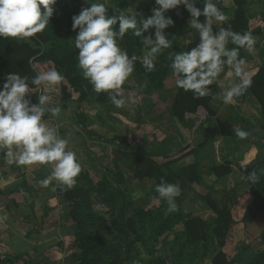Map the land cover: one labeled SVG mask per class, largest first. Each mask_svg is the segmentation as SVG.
I'll return each instance as SVG.
<instances>
[{"label":"trees","instance_id":"trees-1","mask_svg":"<svg viewBox=\"0 0 264 264\" xmlns=\"http://www.w3.org/2000/svg\"><path fill=\"white\" fill-rule=\"evenodd\" d=\"M64 1L75 3L79 0ZM142 1L146 3L149 0ZM216 1L219 4L218 8L228 16L227 24L231 25L233 31L239 33L248 31L255 37L263 35L259 28L251 27L247 14V0ZM94 2V0H88L85 8H89ZM121 3L125 11L128 8L127 0H122ZM52 7L53 16L43 32L22 40L0 37V73L5 76L9 73H19L21 76L28 77L30 91L26 98L32 104H38L43 86L31 85V79L37 73L55 67L65 79L58 85L43 89L45 94L50 96L48 107L66 109L75 103L77 105L74 115L76 124L85 131L87 138L102 139L98 133L104 126L103 120L97 117L99 123L96 125L81 112L80 106L88 98L102 106L112 105V103L108 100V93H96L93 90L92 85L83 78L82 70L78 67L75 36L79 30L73 31L72 18L79 14L73 13L72 10L63 12L56 3ZM108 14L118 15L119 12L108 9ZM166 15L174 21V26L169 27L173 46L157 56L154 71L148 72L141 63L137 62L132 74L136 84L144 90L149 101L145 108L138 110L136 126H150L162 136L176 140L178 134L173 119L179 124H188L194 117L200 120L215 118L217 126L204 129V142L192 151V154L198 156L197 154L206 147H211L217 136L234 139L236 135L232 132L230 119L220 120L209 105L217 94L214 83L210 86L211 94L203 98H194L192 92H185L176 86L170 56L183 52L182 38L192 32V29L188 27L190 14L183 6H180L178 9L169 10ZM227 24H222L221 27H226ZM114 27L118 30V25ZM148 33L149 31L143 35L147 37ZM142 40V36L136 37L132 34V30H129L118 43L127 50L129 56L132 54L141 56L145 51ZM228 47L236 46L230 42ZM240 56L245 59L244 49L240 50ZM259 60L261 64L250 79L251 85L243 95L233 100L237 104H242L248 92L258 104L264 120L263 52H259ZM74 95H77L76 99L73 98ZM51 118L49 114L44 119ZM260 131L264 133V123L260 126ZM108 142L117 145V150L113 152V169L108 170L109 176L98 177L95 173L81 167L82 171L72 188L57 190V194L62 195L72 206L68 219L74 225L73 244L81 251L75 264H166L163 257L158 255L157 247L159 244L167 243L168 233L173 234L169 245L178 248L180 261L186 246L190 245L195 249L199 243L203 251L200 262L210 245L216 247L211 264H241L243 262L251 248L250 243L242 246L239 251H235L237 245L233 243L231 233L236 221L232 207L224 201L222 205H219L212 199L209 196L212 185L206 184L205 181L206 176H212L215 181L229 176L233 165L231 161L217 165L210 159L204 171L202 168L205 167L201 168L200 160L197 158L192 166L179 168L178 163L191 153H186L175 160L157 161L149 156V152L144 147L132 148L120 137L114 136ZM237 168L245 175L243 182L250 186L251 198L241 224L247 237L255 243L259 240L262 247V250L256 251L249 264H264V227L255 228L260 225L255 221L257 213H264V174L257 173L250 165ZM253 171L259 176V181L255 183L247 179ZM161 178L169 183H179L181 195L176 198L178 211L158 221L161 214H154L152 210L138 205L130 186L136 181H152V187L145 189L144 194L150 200H157L155 197L158 194L155 192V187L161 182ZM192 184L207 189L208 193L201 199L215 215L212 224L181 212L184 190ZM19 189L17 186L10 192ZM158 202L159 208L167 209L166 201L158 200ZM179 226L182 230L175 232L174 229ZM3 255H0V264H13L12 261L2 258ZM194 256V251L188 255L191 259ZM12 259L14 262L29 263L25 255H14Z\"/></svg>","mask_w":264,"mask_h":264},{"label":"crops","instance_id":"crops-1","mask_svg":"<svg viewBox=\"0 0 264 264\" xmlns=\"http://www.w3.org/2000/svg\"><path fill=\"white\" fill-rule=\"evenodd\" d=\"M152 1L149 5L154 8L155 5L153 7ZM200 2L197 7L202 9L204 0H200ZM215 2L218 7V2ZM247 2V14L251 27L259 28L263 33L261 37H258L254 53H249L244 49L246 63L242 66V76L246 74L250 80L261 64L259 52L264 53V0H247ZM149 10L152 14V9L149 8ZM200 20L203 22L204 17H200ZM213 23L214 30H218L222 26L220 22L214 21ZM167 31L168 39H171V29L167 28ZM198 42V33L192 29L191 33L182 38L181 49L188 51ZM5 79L6 76L0 73V90H2ZM239 79L240 77H237L231 69L222 72L214 82L217 94L209 105L220 120L230 119L234 134L236 130L242 129L248 131L250 135L246 139H240L237 136L234 139L217 136L211 147H206L197 154L198 156L192 154V151L197 145L204 142V129L209 126H217L216 119L200 120L198 117H194L188 124H179L173 119L178 134L176 140L162 136L149 126L131 128L130 124L137 125L138 110L149 104L147 95L141 87L143 102L140 106H136L131 101L135 105V114L132 119H128L129 117L125 113L128 106L131 105L130 101L120 108L113 104L102 106L90 98L81 104V112L93 123L97 125V117L103 120L104 126L98 133L102 139L87 138L85 131L76 124L74 115L77 105L75 103L62 109L59 119L45 120L49 126H58L61 138L68 140V149L76 153L81 167L95 173L98 177L109 176L108 170L113 169L111 167L113 157L111 159V156H107L106 153L108 150L106 149L107 141L114 136L120 137L122 134L130 136V143L127 142L129 138H120L132 148L144 147L149 152V156L157 161L175 160L186 153H191L178 163L180 168L192 166L197 158L200 160L201 168L205 167L202 168L204 171H206L210 159L217 165L231 161L233 165L229 176L220 181H215L212 176H206L205 181L206 184L212 185L209 193L212 199L219 205L226 202L229 207H232L236 224L232 228L231 235L233 243L238 245L235 250L239 251L242 246L249 244L241 220L251 203V198L249 196L250 186L243 182L245 175L240 173L237 167L250 165L257 173L264 174V133L260 131L264 120L261 117L258 104L248 92L246 100L242 104H237L234 100L225 104L222 99V94ZM123 96L126 99L125 95ZM73 98L76 99L77 95H74ZM227 107H229L228 111H226ZM114 150L116 151L117 148ZM50 171L49 165L18 166L14 162L10 163L5 159L4 150H0V192L2 193H0V255L5 254L2 258L12 261L13 264H23L14 262L12 259L14 255H25L29 260L28 264H75L80 256V249L73 244L74 225L68 219L72 206L62 195L57 194L58 189H66L67 186L58 181H52L48 186L41 183L50 174ZM141 184L148 189L152 187L153 182L148 180L133 182L135 187ZM17 186H19V190L10 192ZM130 190L134 194L131 188ZM207 193V189L203 186L196 184L187 186L184 190V199L181 202V212L184 215L199 217L205 223L212 224L215 215L201 199ZM147 200L158 202V200H150V198ZM157 209L159 212L157 214L163 215L162 220L178 211L169 213L159 208V202ZM255 218V221L261 225L255 228L262 229L264 213H257ZM180 230H182L181 226L175 228L176 232ZM199 247L201 244L198 243L195 248ZM190 248L193 247L190 245L185 247L186 254H191ZM257 250L251 246L242 263L249 264Z\"/></svg>","mask_w":264,"mask_h":264},{"label":"clouds","instance_id":"clouds-1","mask_svg":"<svg viewBox=\"0 0 264 264\" xmlns=\"http://www.w3.org/2000/svg\"><path fill=\"white\" fill-rule=\"evenodd\" d=\"M56 0H0V37L30 38L43 32L53 16ZM200 0H155L157 7L152 9L151 16L142 14L138 21L137 14H108L104 3H91L89 8L82 9L79 15L73 16L75 47L78 49V67L83 78L88 80L96 93H108V100L116 107H124L128 101L122 94V86L135 70L137 62L148 72L155 70L157 56L163 50L173 46L165 29L174 26L173 19L166 15L169 10L183 6L190 14L188 27L196 30L199 42L188 51L170 56L172 74L176 86L185 92H192L194 98H203L211 94L210 86L225 68H230L238 82L222 94L225 104L244 94L251 85L246 74L242 76V66L246 61L240 56V50L255 52L258 37L251 32L239 33L232 30L228 16L221 11L215 0H204L203 8L197 7ZM204 17V21L200 20ZM227 24L218 31L213 22ZM118 25V30L114 27ZM155 29L151 35L143 34ZM132 30L136 37H143L144 54L129 56L127 50L118 43L126 33ZM236 47L229 48L228 45ZM64 75L55 67L37 73L31 79V85L49 86L60 84ZM42 89L38 104H32L26 95L30 91L28 77L19 73H9L0 90V150H4L5 159L18 166L34 164L49 165L50 174L41 181L48 186L52 181L72 188L81 173V164L74 151L68 149V140L61 138L58 126H49L44 119L46 115L59 119L62 109L48 107L50 96ZM235 135L246 139L250 133L236 130ZM247 179L258 182L259 176L253 171ZM155 199L167 203L166 211L178 210L176 198L181 195L178 184L169 183L161 178L156 185Z\"/></svg>","mask_w":264,"mask_h":264},{"label":"rangeland","instance_id":"rangeland-1","mask_svg":"<svg viewBox=\"0 0 264 264\" xmlns=\"http://www.w3.org/2000/svg\"><path fill=\"white\" fill-rule=\"evenodd\" d=\"M95 2L94 3H104L105 7L109 10H112V11H117V12H120V11H123V5H122V0L119 2V0H94ZM154 1V2H153ZM152 1V4H153V7L155 5V7H157V5L155 4V0ZM216 1V0H215ZM145 2V1H144ZM142 2V0H127V3H128V7L125 11L123 12H127L129 13L130 15L131 14H137V19L139 21L140 19V15L142 14L145 18L149 17L148 15H151L150 14V10L149 8L153 9L150 5H151V0L148 1V3H144ZM87 3H88V0H79L75 3H68L64 0H56V4L59 5L60 7V10L63 11V12H66V11H71L73 13H76V14H80L81 10L84 9L86 6H87ZM150 3V5H149ZM152 30L155 31V29H150L149 30V33H148V36L151 35L152 39L154 40L155 39V35H154V31H153V34L151 33ZM165 31V34L168 38V31L167 29L164 30ZM164 51V50H163ZM162 51V53H163ZM128 87V89H127ZM142 89L136 84L135 82V79L133 77V75H131L129 77V79L125 82V84L122 86V94L125 95L126 97V101H130L129 103L132 105L128 106V109L126 110L125 113H127V116L129 117L128 119H132L134 117V109H135V105L136 106H140L143 102V98H142ZM135 103L132 104V102ZM127 102V103H128ZM216 108V106H215ZM228 111L229 110V107L226 108ZM99 123V121H98ZM97 123V124H98ZM131 128H136V124L134 126H132L130 124ZM150 127V126H149ZM140 128V127H138ZM151 128V127H150ZM152 129V128H151ZM154 131V130H153ZM120 137L124 138V139H128L127 142H129L130 139V136L128 137L127 135H124L122 134ZM130 143V142H129ZM107 148L108 149L106 151L107 153V156H111V159L113 157V152L115 151L114 149L117 148V145L115 143H110L107 141ZM115 147V148H114ZM112 165V163H110ZM113 167V165L111 166ZM177 167L180 168L179 165H177ZM145 187V188H144ZM130 188L134 191V194H135V199H136V203L138 205H143L145 209H149V210H152V212L154 214H157L159 212L158 209H157V205H158V202L156 201H149L147 200V197L145 196L144 194V189H146V186L145 185H136L133 186V184H131ZM144 188V189H142ZM163 218V215L161 216ZM161 217L160 219L158 218V221H161ZM180 229V228H178ZM175 231V229H174ZM176 232V231H175ZM173 239V234L172 233H168L167 234V238H166V241L167 243L165 244H159L158 247H157V251H158V255L162 256L163 259L165 260V263L166 264H211L210 261H211V258L213 256V254L216 252V247L214 245H210V247L208 248L204 258L202 259V261L200 262V257L202 256L203 254V251H202V247H199V248H190L191 249V253L194 251L195 252V256L193 259H191L190 257H185L186 255H189V254H186L185 250L183 252V257L181 259V261L179 260V257H178V248L177 247H171V245H169V242ZM246 240L248 243L251 244V246H253L254 250H257V249H262L261 247V244L259 243V240L255 243L252 239H250L249 237H246ZM237 245V244H236ZM238 246V245H237ZM236 251V250H235ZM244 264V263H242Z\"/></svg>","mask_w":264,"mask_h":264}]
</instances>
